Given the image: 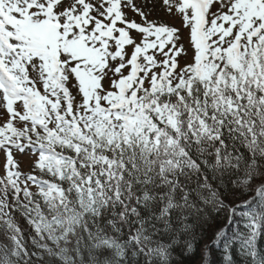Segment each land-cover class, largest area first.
Instances as JSON below:
<instances>
[{
    "label": "snow or ice",
    "instance_id": "6c2138e0",
    "mask_svg": "<svg viewBox=\"0 0 264 264\" xmlns=\"http://www.w3.org/2000/svg\"><path fill=\"white\" fill-rule=\"evenodd\" d=\"M0 264H264V0H0Z\"/></svg>",
    "mask_w": 264,
    "mask_h": 264
}]
</instances>
